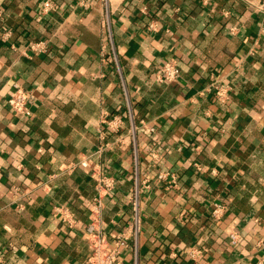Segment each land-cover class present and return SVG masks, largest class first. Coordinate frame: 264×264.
<instances>
[{
  "label": "crops",
  "instance_id": "obj_1",
  "mask_svg": "<svg viewBox=\"0 0 264 264\" xmlns=\"http://www.w3.org/2000/svg\"><path fill=\"white\" fill-rule=\"evenodd\" d=\"M42 2L0 0V264H87L94 180L65 168L101 137L116 179L98 221L109 241L144 185L136 264H264L262 0H50L49 12ZM39 41L46 51L30 47ZM168 58L179 76L157 82ZM14 83L34 93L29 117L8 106ZM213 83L228 86L224 102ZM112 115L123 120L113 132ZM119 258L134 264L130 244Z\"/></svg>",
  "mask_w": 264,
  "mask_h": 264
},
{
  "label": "built area",
  "instance_id": "obj_2",
  "mask_svg": "<svg viewBox=\"0 0 264 264\" xmlns=\"http://www.w3.org/2000/svg\"><path fill=\"white\" fill-rule=\"evenodd\" d=\"M262 3L264 4V0H262ZM84 5L86 6L87 3H84ZM40 9L42 12H49L54 9V6L50 0H43L40 5ZM146 10L147 5H142L141 11L145 13ZM30 47L35 50L46 51L44 42L39 41L31 43ZM178 76L179 68L177 61L174 58H168L159 65L155 74V80L162 83H172L177 80ZM212 87L213 97L217 101L224 102L227 98L228 86L213 83ZM34 99V93L31 88H25L19 83H14L7 99V103L12 112L24 117H29L32 113L31 105L33 104ZM129 118L131 119L130 113ZM122 123L123 120L121 116L112 115L106 120L105 128L108 131H117ZM100 133L103 134L104 131ZM108 147V142L103 141V137H101L100 142L92 152L84 155L65 168L67 171H71L79 166L87 170L90 177L94 180V194L92 196L91 208L88 214L89 221L85 226V233L91 247V252L86 261L87 264H122L119 258L120 247L130 244L134 253V264H136L137 238L141 224L139 193L144 185L138 184L137 181L135 182L132 194L130 196L131 220L127 225L126 230L116 233L113 240L109 241L98 225L99 216L102 208L104 207V198L113 190L116 182L115 177L112 174L107 173L102 164L103 153ZM167 177H169L170 184H176V176L173 173L159 172L157 174V179L162 180L166 179ZM13 189L19 192L18 187L14 186ZM18 207L22 208L23 204L19 203ZM224 211L225 204L223 202H213L210 210V216L214 220H219ZM53 213L57 215L64 226L71 228L75 225L74 215L67 206L63 204H55L53 206ZM236 238V233L229 234V242L231 244L236 242ZM199 253V248H194L190 251L191 256H195Z\"/></svg>",
  "mask_w": 264,
  "mask_h": 264
}]
</instances>
